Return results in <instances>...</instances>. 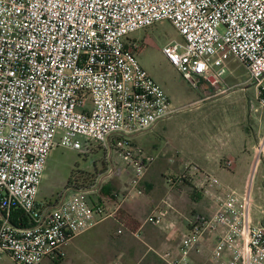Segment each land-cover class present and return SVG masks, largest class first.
Masks as SVG:
<instances>
[{
    "label": "built area",
    "instance_id": "built-area-1",
    "mask_svg": "<svg viewBox=\"0 0 264 264\" xmlns=\"http://www.w3.org/2000/svg\"><path fill=\"white\" fill-rule=\"evenodd\" d=\"M162 21L181 36L162 52L193 87L228 92L226 65L234 60L247 69L264 109V0H0V257L14 264L62 259L68 241L141 194L152 159L135 151L124 155L133 177L111 212L90 206L84 189H66L53 207L37 202L55 147L87 154L99 145L108 153L173 112L139 65L137 45L128 42ZM262 153L258 147L257 158ZM158 154L175 155L170 146ZM224 166L232 169L233 162ZM181 177L179 183L189 181L188 174ZM220 186L216 177H203L200 195L212 210L195 214L184 231L169 226L177 243L159 255L165 264H193V255L205 252L207 264H264V210L255 209L253 222L250 194L213 190ZM13 210L28 226L10 223ZM162 222L159 214L145 219Z\"/></svg>",
    "mask_w": 264,
    "mask_h": 264
},
{
    "label": "rangeland",
    "instance_id": "rangeland-1",
    "mask_svg": "<svg viewBox=\"0 0 264 264\" xmlns=\"http://www.w3.org/2000/svg\"><path fill=\"white\" fill-rule=\"evenodd\" d=\"M175 40L181 41V36L167 21L138 30L130 34L128 40L129 43L137 45L136 59L139 65L161 88L173 112L160 120L152 129L124 137L119 149L113 147L110 154L99 145H94L87 154L55 147L46 163L37 199L38 203L45 206L56 202L60 194L68 189L69 182L72 183V186H85L84 190L88 191L86 199L89 202H96L97 193L93 194L90 191L97 188L98 185V189L106 187L110 194L115 193L116 196L122 198L123 189L128 186L134 172L130 161L125 159L124 155L126 152L133 153L135 151H140L143 157L152 159V163L140 180L137 190L145 196L144 200L146 201L155 203L157 200L159 202L161 198L166 200L170 198L166 192L167 188L176 183L179 184L181 176L188 172H184L183 163L186 162L184 159L186 157L197 158L204 139L209 136L208 134L217 128L229 125L228 130L236 133L233 141L248 145L253 142L255 136L264 130V109L257 103L256 90L249 81L247 69L237 61H228L225 83L230 90L224 93L217 91L215 94L221 96L213 97L214 93H210L209 88L205 89L201 84L193 87L166 59L162 49ZM234 84L237 85L232 86ZM205 98L207 99L202 102ZM214 133L216 132L214 131ZM224 137H227L226 134ZM79 141L82 146L85 145L82 139ZM165 146L172 147L175 153L172 156L173 160L166 159L168 157L164 159L159 157V151ZM243 154L235 156L238 167L237 179L230 184H225L239 193H243L245 190L250 193V218L255 222L258 218L255 209L264 210V161L260 159L256 169L255 165L251 167L247 187L242 189L241 173L249 168L248 160H246L247 154ZM216 168L217 174L215 175L219 176L221 181L223 171H219L218 165ZM109 170H111L110 178L107 177ZM74 171L75 177L71 180L70 176ZM226 173L232 176V173ZM91 184L94 186L88 188ZM133 195L135 198L140 197L137 193ZM143 213L145 214L146 210ZM167 220L176 226L180 224L176 219L169 218ZM111 225L114 228L113 223ZM100 228L96 229V236L95 230L73 239L67 244L66 251L63 248L64 257L62 259L54 261L44 259L40 264H103L108 260L104 251H93V249L82 251L84 243L96 239ZM141 245L138 247L140 251H129V257H124L128 264H147L151 259L157 260L159 264L164 263L157 256L163 254L165 249L149 251L148 247ZM0 264L14 263L8 257L3 256Z\"/></svg>",
    "mask_w": 264,
    "mask_h": 264
},
{
    "label": "crops",
    "instance_id": "crops-1",
    "mask_svg": "<svg viewBox=\"0 0 264 264\" xmlns=\"http://www.w3.org/2000/svg\"><path fill=\"white\" fill-rule=\"evenodd\" d=\"M235 85L237 84H234L232 86ZM208 91H210V93H214L213 97L221 96L215 94V92L218 91L215 88H210ZM206 99L207 98L203 99L202 102L205 101ZM229 128L230 126L226 125L221 128L215 129L214 131L216 133H214L213 131L210 134H208L209 135L208 137L204 139L205 140L204 144L202 146V149H200L199 154H197V158L186 157V159H184L186 161L183 163L184 168L185 166L188 167L187 174L189 176V181L182 184L176 183L175 185H172V187L167 188L168 190L166 192H168V195L171 198V201L169 198L170 202L168 204H163L164 201L163 198H161L159 202L157 200L155 203L146 201L144 200L145 196L142 194H140V197L138 198L134 197L131 200L124 202L122 204L120 211L123 213V218L127 219V217H129L132 221H134L139 225L137 231L135 232L138 233L139 235L138 238H136L134 234H131L126 229H124L122 224H120L116 220V215H115L113 218H108L106 220H99L96 223V225H94V227H92L87 232L73 237L63 247L64 251H66L67 244H69L73 239L85 235L86 233L93 232L99 227H101L99 229L100 233L98 234L96 239L84 243L82 251H90L91 249H93V251L94 250L104 251V253L107 254L108 256V260H106L103 264H110L113 260L116 259L122 261L124 264H128L126 259H124V257L128 256L129 251H140L138 247L141 244L145 245V247H148L149 251H160V249L161 250L165 249L164 251H166L168 248L174 249L175 244L177 243V239L175 240V237H169V233H170L169 226L175 224L167 222L169 221L167 219L169 218H172V220L176 219L178 222H180V224L178 226L175 225V227L177 228L178 231H184L185 229H188V226L191 223L192 218L195 214L207 213L212 210V204L210 199H207L204 196L201 197L200 195V190H202L201 184L203 182L204 176H214L218 179L221 186L213 188V190H215L216 192L221 193L226 188L230 189L229 186H227V184L225 183L230 184L232 181H235V179H237L238 176V172H237L238 167L236 164L237 158L235 156H237L238 154L244 155L243 153H246L247 157L246 156L245 157L246 160H248L249 168L247 171L241 173V177H242L241 183L243 184L241 188L246 189L248 179L251 174L250 173L251 167L255 165V169H256V166L260 161V159L264 161V130L261 131L258 134V136L254 137L253 142L247 145L245 143L241 144V142H234L233 138L236 133L231 130H228ZM225 134L227 137H224ZM258 147H261L263 152L259 156V158H257L256 156V149ZM227 160H231L233 162V167L230 170L227 168L225 169L224 166V161ZM217 165L219 167V171L220 170L223 171L222 172L223 181L222 180L220 181L219 176L217 177L215 175L217 174V168H216ZM224 171L232 173V176H230L228 173ZM110 174H111V170H109L107 174L108 178H110ZM231 178H233V180H231ZM41 184L39 186L38 196H39ZM98 186H96L97 188H94L90 192H92L93 194L97 193L96 197L101 198V202L98 203V205H100L106 212H111L116 206V204L119 203L122 198H119L114 193L113 196L115 200L111 201L105 195H100L98 193L99 191ZM244 192H246V190ZM57 201L54 202L53 204L50 205L47 204L45 206L53 207L56 205ZM145 210L146 213L144 214L143 211ZM152 214H159L162 216L163 224L161 226L160 225L153 226L145 223L146 217ZM111 223H113L114 228H112ZM118 231H121V233L118 234ZM94 233L96 236L97 230ZM157 257L159 258V256ZM192 259H193V264H207L208 262L207 252H205L203 255L200 256L193 255ZM157 262H158L157 260L151 259V261L147 264H157Z\"/></svg>",
    "mask_w": 264,
    "mask_h": 264
},
{
    "label": "trees",
    "instance_id": "trees-1",
    "mask_svg": "<svg viewBox=\"0 0 264 264\" xmlns=\"http://www.w3.org/2000/svg\"><path fill=\"white\" fill-rule=\"evenodd\" d=\"M108 164H109V160H108ZM75 177V171L71 174L70 179L73 180ZM94 186V184H91L88 188H92ZM67 188H76V189H84L86 188L85 186L82 187H77V185L72 186V183L69 182ZM99 194L100 195H105L106 197H108V199L115 200L114 196L112 194H110V191L108 189H106V187H100L99 189ZM101 202V198L97 197L96 202H89L90 206H99L98 203ZM127 217V216H126ZM116 220L122 224V226L124 227V229H126L129 233L134 234L137 229H138V224L135 223L134 221H132L129 217H127V219L123 218V213L118 210L116 213ZM10 223L16 227L18 226H22V227H26L27 225V219L26 217L23 215V213L19 210H13L11 213V217H10ZM162 261V260H161ZM163 263V262H162ZM157 264H159L157 262ZM165 264V263H163Z\"/></svg>",
    "mask_w": 264,
    "mask_h": 264
},
{
    "label": "water",
    "instance_id": "water-1",
    "mask_svg": "<svg viewBox=\"0 0 264 264\" xmlns=\"http://www.w3.org/2000/svg\"><path fill=\"white\" fill-rule=\"evenodd\" d=\"M111 151V149L109 150V152ZM69 190H73V191H81V190H78V189H69ZM69 190H67V191H69ZM86 192H88V191H86ZM0 216H1V214H0Z\"/></svg>",
    "mask_w": 264,
    "mask_h": 264
}]
</instances>
